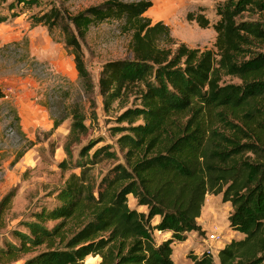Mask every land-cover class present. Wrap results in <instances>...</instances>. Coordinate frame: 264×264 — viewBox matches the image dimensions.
I'll list each match as a JSON object with an SVG mask.
<instances>
[{"label": "trees", "instance_id": "16d2710c", "mask_svg": "<svg viewBox=\"0 0 264 264\" xmlns=\"http://www.w3.org/2000/svg\"><path fill=\"white\" fill-rule=\"evenodd\" d=\"M19 5L40 3L16 0L8 6L11 17H18ZM151 8L150 0H108L73 16L51 6L31 17L32 26L65 31L86 95L93 84L80 42L92 25L121 22L130 34L131 57L105 63L98 88L106 102L131 106L118 116L113 133L121 158L103 146L88 159L96 143L81 150L74 168L61 162L63 171L72 172L54 193L53 206L33 212L20 225L23 231H11V240L0 246V264H84L87 258L98 264H174L173 243L203 233L197 219L207 195L230 204L229 228L243 236L219 250L218 264H264V0L217 5L214 51L176 44L166 25L144 17ZM199 12L186 20L206 29L210 23ZM6 20L0 15V24ZM162 40L175 49L162 47ZM85 133L75 111L69 139L79 141ZM100 156L115 163L97 180L92 172ZM13 198L11 190L0 200V231ZM156 232L171 236L158 243ZM192 264L216 263L204 254Z\"/></svg>", "mask_w": 264, "mask_h": 264}, {"label": "rangeland", "instance_id": "374dc122", "mask_svg": "<svg viewBox=\"0 0 264 264\" xmlns=\"http://www.w3.org/2000/svg\"><path fill=\"white\" fill-rule=\"evenodd\" d=\"M40 6L31 9L15 6L11 17L8 10L16 0H0V15L7 20L0 24V200L14 190L11 209L6 215V227L0 231V246L11 240L12 230L23 231L20 226L30 221V216L40 207H52L53 195L60 189L68 175L60 163L74 168L80 160L79 153L87 145L95 149L107 146L120 159L122 154L114 136L118 116L131 102L122 105L118 101L106 102L99 94L98 79L102 66L111 61L129 59L130 34L121 30L122 23L107 21L92 25L80 42L86 69L91 77L93 91L86 95L74 67L73 56L65 45V31L59 27L49 32L43 25L32 26L31 17L54 6L60 12L73 16L87 8L108 0H38ZM124 3L141 0H120ZM152 8L144 15L152 24L162 22L170 29L176 44L188 48L214 51L216 34L212 25L218 20L215 9L226 0H150ZM202 14L210 26L199 28L188 22V13ZM162 47L176 46L167 40ZM225 83L239 84L237 79L224 78ZM81 112L86 133L79 141L69 139L72 115ZM60 125L52 130L55 122ZM22 157L15 162L16 157ZM114 161L97 157L93 175L99 180ZM78 172V170H73ZM128 205L135 208L129 196ZM229 204L221 202V196L205 197L199 222L202 234H188L184 242L172 245L174 264H192L193 258L206 253L208 235H218L219 242L212 245L210 254L218 264L217 253L225 244L243 236L229 228L227 218ZM145 212V208L138 209ZM158 223V218L153 224ZM198 223V222H197ZM164 234L155 233L159 243ZM84 264H98V259L87 258Z\"/></svg>", "mask_w": 264, "mask_h": 264}, {"label": "built area", "instance_id": "2783aa9c", "mask_svg": "<svg viewBox=\"0 0 264 264\" xmlns=\"http://www.w3.org/2000/svg\"><path fill=\"white\" fill-rule=\"evenodd\" d=\"M219 238L220 237L218 235H216V234L208 235L207 240H206V244L208 245V248L206 249V253L205 254L210 255L212 253V251H211L212 245L211 244H213L215 242H219ZM216 253H218V252H216Z\"/></svg>", "mask_w": 264, "mask_h": 264}, {"label": "crops", "instance_id": "0c3cea01", "mask_svg": "<svg viewBox=\"0 0 264 264\" xmlns=\"http://www.w3.org/2000/svg\"><path fill=\"white\" fill-rule=\"evenodd\" d=\"M208 196V195H207ZM227 204H229V203H226L225 205H227ZM228 206H230V204L228 205ZM141 208H145V207H138V208H136L137 209V211H138V209H141ZM230 208H231V206H230ZM145 210H146V208H145ZM139 212V211H138ZM146 212V211H145ZM200 219V218H199ZM199 219H197V224L199 225V226H201V224H200V222H199ZM160 234H164L166 237H165V239L164 240H162V241H165V240H167L168 238H170V236H171V234L170 233H160ZM191 234H193V235H196L194 232L193 233H190V235ZM162 241H160V242H162ZM159 242V243H160Z\"/></svg>", "mask_w": 264, "mask_h": 264}]
</instances>
